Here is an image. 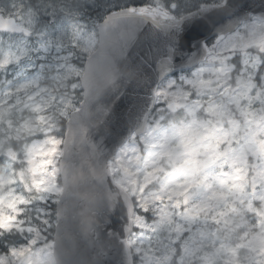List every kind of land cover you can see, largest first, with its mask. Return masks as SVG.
<instances>
[{"label":"snow or ice","instance_id":"snow-or-ice-1","mask_svg":"<svg viewBox=\"0 0 264 264\" xmlns=\"http://www.w3.org/2000/svg\"><path fill=\"white\" fill-rule=\"evenodd\" d=\"M96 6L0 0V264H264V0Z\"/></svg>","mask_w":264,"mask_h":264},{"label":"water","instance_id":"water-1","mask_svg":"<svg viewBox=\"0 0 264 264\" xmlns=\"http://www.w3.org/2000/svg\"><path fill=\"white\" fill-rule=\"evenodd\" d=\"M150 43H152V42L151 41H149V42L145 41L144 46L148 49ZM130 102H131V97H128V98H125L124 100H122L120 102V104L117 106V112L118 113L123 112L127 108L128 104Z\"/></svg>","mask_w":264,"mask_h":264},{"label":"rangeland","instance_id":"rangeland-1","mask_svg":"<svg viewBox=\"0 0 264 264\" xmlns=\"http://www.w3.org/2000/svg\"><path fill=\"white\" fill-rule=\"evenodd\" d=\"M96 2H97L96 3L97 7H102V6L106 5L109 2V0H98Z\"/></svg>","mask_w":264,"mask_h":264},{"label":"trees","instance_id":"trees-1","mask_svg":"<svg viewBox=\"0 0 264 264\" xmlns=\"http://www.w3.org/2000/svg\"><path fill=\"white\" fill-rule=\"evenodd\" d=\"M96 1H98V0H95V3H97Z\"/></svg>","mask_w":264,"mask_h":264},{"label":"flooded vegetation","instance_id":"flooded-vegetation-1","mask_svg":"<svg viewBox=\"0 0 264 264\" xmlns=\"http://www.w3.org/2000/svg\"><path fill=\"white\" fill-rule=\"evenodd\" d=\"M97 7V6H96Z\"/></svg>","mask_w":264,"mask_h":264}]
</instances>
